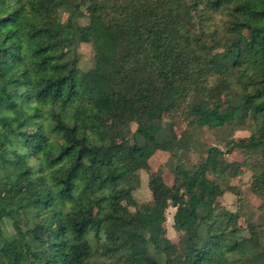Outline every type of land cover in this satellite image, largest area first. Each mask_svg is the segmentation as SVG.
I'll use <instances>...</instances> for the list:
<instances>
[{"label":"trees","instance_id":"trees-1","mask_svg":"<svg viewBox=\"0 0 264 264\" xmlns=\"http://www.w3.org/2000/svg\"><path fill=\"white\" fill-rule=\"evenodd\" d=\"M81 44L93 52L86 71ZM177 115L239 125L249 136L227 153L252 158L210 147L181 161L189 133L165 122ZM156 152L177 162L171 186L150 168ZM138 169L150 203L133 198ZM245 170L260 215L239 224L212 206L217 179ZM154 262L264 264V0H0V264Z\"/></svg>","mask_w":264,"mask_h":264},{"label":"rangeland","instance_id":"rangeland-1","mask_svg":"<svg viewBox=\"0 0 264 264\" xmlns=\"http://www.w3.org/2000/svg\"><path fill=\"white\" fill-rule=\"evenodd\" d=\"M111 0H108V3ZM125 1V0H123ZM83 22V21H82ZM80 63L79 67L82 71H86L92 64L93 52L90 46L81 44L79 47ZM139 85L144 89L152 87V80H142ZM228 106H222L220 110H226ZM165 122L173 123V130L176 135H180L182 132L189 133L190 146L187 151L182 153L179 159L186 163L195 164L200 158L205 157L206 150L210 147H217L224 152V158L229 162H244L249 158V155L240 151L234 150L231 153H227L231 142L240 138L249 136L244 130L239 129V125L225 126L220 129H208L206 127H188L183 119L178 115L173 119L165 118ZM114 142L117 145L118 153L126 157L128 156L131 145L127 140H121L114 137ZM177 164L176 160L172 159L169 153L156 152L149 160L151 170L159 171L162 175L163 181L171 186L174 184L173 169ZM149 173L144 169H138L131 171V177L133 182V198L138 204L150 203L152 201L151 191L148 187ZM217 182L224 189V194L213 204L212 209L214 211L228 210L236 211V217L239 224H244L245 220L255 221L258 219L260 212V199L255 196L251 191V172L245 170L241 176L233 178L230 183H226L217 179ZM175 208L169 207L166 212V220L163 224L166 237L172 242L177 244L179 241L180 233L173 229V214ZM10 231L9 225L6 226ZM191 254H184L180 261L185 262L191 260ZM153 264H156L155 262Z\"/></svg>","mask_w":264,"mask_h":264}]
</instances>
